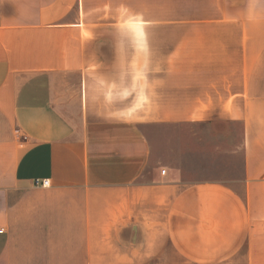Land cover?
I'll return each mask as SVG.
<instances>
[{"label":"crops","instance_id":"0c3cea01","mask_svg":"<svg viewBox=\"0 0 264 264\" xmlns=\"http://www.w3.org/2000/svg\"><path fill=\"white\" fill-rule=\"evenodd\" d=\"M0 264H264V0H0Z\"/></svg>","mask_w":264,"mask_h":264},{"label":"rangeland","instance_id":"374dc122","mask_svg":"<svg viewBox=\"0 0 264 264\" xmlns=\"http://www.w3.org/2000/svg\"><path fill=\"white\" fill-rule=\"evenodd\" d=\"M174 131L191 137V160L185 161V168L193 171L195 175L192 178L223 179L233 184L239 182L243 168L240 123L225 127L221 134H216L211 126H188ZM197 137H204L205 142L199 143Z\"/></svg>","mask_w":264,"mask_h":264},{"label":"built area","instance_id":"2783aa9c","mask_svg":"<svg viewBox=\"0 0 264 264\" xmlns=\"http://www.w3.org/2000/svg\"><path fill=\"white\" fill-rule=\"evenodd\" d=\"M32 182L35 185L48 186L49 179H46V178H33Z\"/></svg>","mask_w":264,"mask_h":264}]
</instances>
